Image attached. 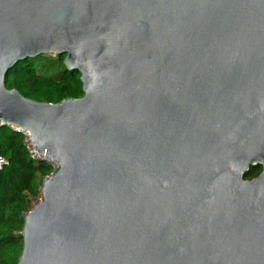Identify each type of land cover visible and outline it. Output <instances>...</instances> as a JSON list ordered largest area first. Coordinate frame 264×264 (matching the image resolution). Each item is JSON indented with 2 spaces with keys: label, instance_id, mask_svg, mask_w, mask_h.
<instances>
[{
  "label": "water",
  "instance_id": "water-1",
  "mask_svg": "<svg viewBox=\"0 0 264 264\" xmlns=\"http://www.w3.org/2000/svg\"><path fill=\"white\" fill-rule=\"evenodd\" d=\"M44 55L81 97L4 87ZM2 126L57 167L16 264H264V0H0Z\"/></svg>",
  "mask_w": 264,
  "mask_h": 264
},
{
  "label": "trees",
  "instance_id": "trees-1",
  "mask_svg": "<svg viewBox=\"0 0 264 264\" xmlns=\"http://www.w3.org/2000/svg\"><path fill=\"white\" fill-rule=\"evenodd\" d=\"M77 72H69L62 56H38L18 63L4 77V87L29 100L55 104L81 97ZM23 136L0 127V155L8 162L0 171V264H16L21 252L24 214L38 188L51 172L44 161L32 160L22 145Z\"/></svg>",
  "mask_w": 264,
  "mask_h": 264
},
{
  "label": "built area",
  "instance_id": "built-area-1",
  "mask_svg": "<svg viewBox=\"0 0 264 264\" xmlns=\"http://www.w3.org/2000/svg\"><path fill=\"white\" fill-rule=\"evenodd\" d=\"M12 131L16 132V133H19L17 132V130H15V128H10ZM23 136V139H22V145L24 147V149L26 150L28 156L32 159V160H36V161H44L46 162L50 167H51V172L49 175H52L54 174V172L57 170V167L47 158L45 157L44 155L38 157V153L37 151L34 149V147L32 146L31 142H30V139H29V135L28 133H19ZM8 162L5 158H3L1 155H0V171L5 167L7 166ZM48 175V176H49ZM46 176V177H48ZM45 177V178H46ZM32 207V204L30 206V208ZM29 208V209H30ZM28 209V210H29ZM27 210V211H28ZM26 214V213H25ZM24 214V215H25Z\"/></svg>",
  "mask_w": 264,
  "mask_h": 264
},
{
  "label": "flooded vegetation",
  "instance_id": "flooded-vegetation-1",
  "mask_svg": "<svg viewBox=\"0 0 264 264\" xmlns=\"http://www.w3.org/2000/svg\"><path fill=\"white\" fill-rule=\"evenodd\" d=\"M260 167H249L248 172L246 173L244 179L251 180L255 178L260 173Z\"/></svg>",
  "mask_w": 264,
  "mask_h": 264
},
{
  "label": "rangeland",
  "instance_id": "rangeland-1",
  "mask_svg": "<svg viewBox=\"0 0 264 264\" xmlns=\"http://www.w3.org/2000/svg\"><path fill=\"white\" fill-rule=\"evenodd\" d=\"M44 56H46V57H50V58H55L56 59V56H53V55H44ZM39 196H37L36 198H34L33 200H32V206L37 202V200L39 199L38 198Z\"/></svg>",
  "mask_w": 264,
  "mask_h": 264
}]
</instances>
